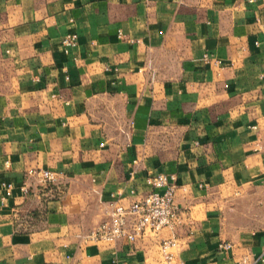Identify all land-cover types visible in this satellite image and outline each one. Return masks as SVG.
I'll return each instance as SVG.
<instances>
[{"label": "crops", "instance_id": "obj_1", "mask_svg": "<svg viewBox=\"0 0 264 264\" xmlns=\"http://www.w3.org/2000/svg\"><path fill=\"white\" fill-rule=\"evenodd\" d=\"M257 145L264 0H0V264H167L165 239L168 264H264V228L220 226L232 191L264 188ZM155 173L178 224L84 239Z\"/></svg>", "mask_w": 264, "mask_h": 264}, {"label": "built area", "instance_id": "obj_2", "mask_svg": "<svg viewBox=\"0 0 264 264\" xmlns=\"http://www.w3.org/2000/svg\"><path fill=\"white\" fill-rule=\"evenodd\" d=\"M75 39V34L63 37L62 45L65 51L75 45ZM256 149L264 152L263 146L257 145ZM26 174H35L45 183H54L57 179L56 174L50 170L35 172L30 170ZM174 180L172 174L155 173L146 176L143 180L146 190L127 204L115 200L109 203L106 218L97 223L84 239L102 243H111L120 239L132 242L146 234H155L163 228L172 229L180 221L179 209L173 202ZM9 187L8 183H0V204ZM20 190L23 193L27 192L25 185H21ZM171 246H173L171 239L162 240L159 244L161 257L167 264L171 259L169 251ZM219 247L226 250L230 244L222 242ZM255 262L254 258L243 255L237 264H255Z\"/></svg>", "mask_w": 264, "mask_h": 264}, {"label": "rangeland", "instance_id": "obj_3", "mask_svg": "<svg viewBox=\"0 0 264 264\" xmlns=\"http://www.w3.org/2000/svg\"><path fill=\"white\" fill-rule=\"evenodd\" d=\"M262 197L264 198V188H260L258 193L250 195L232 191L226 207L223 206L220 210V226L224 232L233 233L239 230L252 231L257 228H264V204L262 209L260 207V198Z\"/></svg>", "mask_w": 264, "mask_h": 264}]
</instances>
